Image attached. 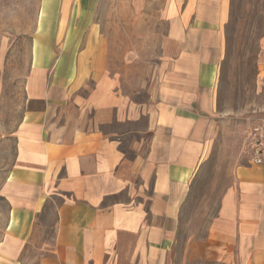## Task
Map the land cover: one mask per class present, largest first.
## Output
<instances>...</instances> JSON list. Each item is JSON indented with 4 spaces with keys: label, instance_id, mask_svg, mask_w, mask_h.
<instances>
[{
    "label": "crops",
    "instance_id": "obj_1",
    "mask_svg": "<svg viewBox=\"0 0 264 264\" xmlns=\"http://www.w3.org/2000/svg\"><path fill=\"white\" fill-rule=\"evenodd\" d=\"M229 6L166 1L163 79L157 100L141 107L113 93L106 52L91 38L89 48L57 59L36 51L14 164L0 187V264H173L181 208L215 111ZM260 69L264 79V59ZM141 117L129 159L119 135L103 129ZM232 173L206 236L183 247L184 263L264 264V167Z\"/></svg>",
    "mask_w": 264,
    "mask_h": 264
},
{
    "label": "rangeland",
    "instance_id": "obj_2",
    "mask_svg": "<svg viewBox=\"0 0 264 264\" xmlns=\"http://www.w3.org/2000/svg\"><path fill=\"white\" fill-rule=\"evenodd\" d=\"M166 1L0 0V187L14 164L15 132L26 109L25 86L36 51L57 59L91 45L101 48L107 56L105 73L117 98L136 107L151 104L158 98L165 68ZM82 4H87V10L79 11ZM63 6L68 12L62 11ZM224 33L215 111L208 116L205 152L181 208L173 264L184 263L188 240L206 236L221 195L232 184L233 169L250 164L251 132L264 128V79L260 77L264 0H230ZM92 87L87 84V91ZM144 125L145 117H141L133 123L114 122L103 131L119 135L120 149L130 159V145L140 138L136 132ZM6 214L7 205L0 196V236ZM184 264L220 263L187 258Z\"/></svg>",
    "mask_w": 264,
    "mask_h": 264
},
{
    "label": "built area",
    "instance_id": "obj_3",
    "mask_svg": "<svg viewBox=\"0 0 264 264\" xmlns=\"http://www.w3.org/2000/svg\"><path fill=\"white\" fill-rule=\"evenodd\" d=\"M250 164L264 166V128L256 127L249 141Z\"/></svg>",
    "mask_w": 264,
    "mask_h": 264
}]
</instances>
